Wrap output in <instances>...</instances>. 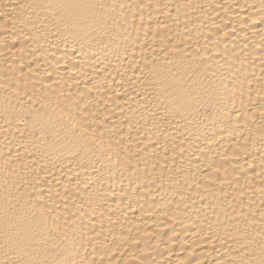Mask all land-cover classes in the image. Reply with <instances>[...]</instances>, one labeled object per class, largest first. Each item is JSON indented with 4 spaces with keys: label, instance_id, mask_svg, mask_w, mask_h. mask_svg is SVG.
<instances>
[{
    "label": "bare ground",
    "instance_id": "bare-ground-1",
    "mask_svg": "<svg viewBox=\"0 0 264 264\" xmlns=\"http://www.w3.org/2000/svg\"><path fill=\"white\" fill-rule=\"evenodd\" d=\"M0 264H264V0H0Z\"/></svg>",
    "mask_w": 264,
    "mask_h": 264
}]
</instances>
